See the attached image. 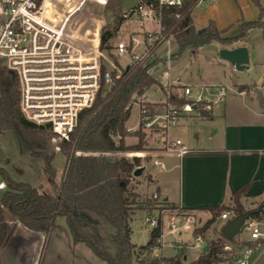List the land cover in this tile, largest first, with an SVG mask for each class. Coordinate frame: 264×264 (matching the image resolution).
I'll return each mask as SVG.
<instances>
[{"label": "trees", "instance_id": "16d2710c", "mask_svg": "<svg viewBox=\"0 0 264 264\" xmlns=\"http://www.w3.org/2000/svg\"><path fill=\"white\" fill-rule=\"evenodd\" d=\"M253 1L260 8L262 16L264 8L258 0ZM261 16L254 21H242L240 33L236 37L224 38L213 23L198 33L191 6L180 12L162 9V23L178 46L179 52L173 55V59L185 50L197 55L201 47L214 42L222 45L241 43L251 30L264 29ZM123 18L119 17V26ZM111 38V32H103L102 49ZM151 67L152 64L135 61L120 76L117 77L114 72V85L105 90V95L100 91L92 106L79 113L75 129L69 139L62 140L60 145L65 167L61 180L57 182L54 156H45L43 153L50 126L35 124L22 115L17 79L4 65H0V131L14 130L19 137L21 153L44 160V178L52 186L49 193H44L27 182L12 179L0 167V175L6 186L0 196V247L6 245L11 237L6 220L8 213L27 229L45 234L51 233L56 228L57 219L64 217L74 243H84L104 264H186L178 255L170 258L154 256L153 252L159 247L162 237L161 216L158 226L150 231L151 240L148 244L137 247L132 243L130 222L137 207H144L150 213L157 210L159 205L185 211L151 198L140 200L129 186L135 178V170L141 167L140 158L110 159L105 155L144 149L146 133L141 129L129 132L126 123L133 103L160 85L150 73ZM241 89H254L264 106V95L257 86H243ZM168 102L178 105L185 103L176 97H171ZM202 116L207 117L208 114L202 111ZM132 136L137 137L139 142L126 146L125 139ZM86 153L102 155H83ZM248 189L249 184L241 187L232 195L229 205L204 208V211L211 213V218L201 228L194 229L193 235L203 236L226 212L233 218L250 212V219H260L264 215V208L246 211L243 206L242 199ZM227 243L223 238L212 241L206 253L189 264L223 262L224 256L228 254L225 251Z\"/></svg>", "mask_w": 264, "mask_h": 264}, {"label": "built area", "instance_id": "2783aa9c", "mask_svg": "<svg viewBox=\"0 0 264 264\" xmlns=\"http://www.w3.org/2000/svg\"><path fill=\"white\" fill-rule=\"evenodd\" d=\"M92 2L105 5L107 0H0V61L17 79L20 111L30 122L49 125L60 140L69 139L77 125L79 113L92 106L98 93L102 91L105 95V90L114 85L113 73L117 69H103L101 42L106 23L103 18L87 11V5ZM213 2L215 0H138V4L123 17L156 22L158 34L155 37L151 32L147 40L164 43L171 35L162 23L163 8L180 12L191 6L194 13L197 8ZM139 43L141 41L135 37L127 43L118 42L113 55L119 58L130 53L133 61L144 62L141 56L128 50L129 45ZM163 77L166 80L163 87L166 89L171 83L167 70L163 72ZM176 89L177 93H169L167 101L160 106H153L144 95L138 99L142 103L138 129L167 133L169 128L177 126L179 118L195 114L198 105L208 108L216 106L228 94L225 86H181ZM171 97L183 99L185 103L174 105L168 102ZM165 140L150 155L157 169H164L163 160L169 157L182 159L203 154L188 148L179 139ZM115 153L121 155L120 152L112 154ZM123 157L141 158L142 155L123 154ZM5 187L4 183L0 184V191ZM151 199L158 200V194L155 193ZM160 207L163 208L162 213L172 211L164 205ZM159 216L162 218L160 214L157 218L148 217L146 223L152 229L156 228ZM221 218L229 220L230 213H223ZM192 220V215L184 219L186 228H189ZM176 222L175 217L171 216L169 228L172 231L178 229ZM242 229L250 231L251 242L261 239L253 219L247 220ZM225 250L231 248L225 246ZM254 252V247L246 246L237 263L251 264Z\"/></svg>", "mask_w": 264, "mask_h": 264}, {"label": "crops", "instance_id": "0c3cea01", "mask_svg": "<svg viewBox=\"0 0 264 264\" xmlns=\"http://www.w3.org/2000/svg\"><path fill=\"white\" fill-rule=\"evenodd\" d=\"M227 5H231L236 11L239 6L237 0H215L208 6L197 8L196 10L199 11L197 18L193 13L196 28L202 30L213 23L222 37H236L238 34L234 36L223 34L231 27L229 24L231 12ZM242 46L244 45L241 42L223 45V48L234 49ZM231 67L236 81L232 80V86L226 87L229 89L225 100L221 104L211 106L210 110L202 108L190 115L200 121L199 125H196L198 142L194 144L193 150L203 154L186 156L182 159L166 158L163 160L164 169H159L158 173L152 174L146 170V167L140 176L135 177L136 181L141 182L139 185L146 183L148 190L150 186L154 187L149 191L158 194L159 203H169L186 213L193 214L199 225H203L211 218V213L204 211V208L229 205L232 195L247 184L249 189L243 197V203L252 205L264 199V106L257 98L254 89H241L243 86L249 88L257 86L259 92L264 95L262 88L264 75L261 85H258L256 82L242 79L235 72L238 70L232 65ZM170 81L176 82L178 85L176 88L183 86L180 85L179 79ZM199 86L210 87L212 84L202 83ZM202 111L208 116H202ZM24 155L30 158L36 168L38 186L31 185L42 187L41 189L46 191L47 189L42 186L43 182H48L44 178V160L33 158L28 154ZM61 178L62 176L56 181L59 182ZM2 183L3 181L0 182ZM47 188L49 192L52 190L50 183ZM251 209L253 207L250 206ZM137 211L138 209H135L133 212L131 222ZM232 218L230 214L229 220ZM229 220L219 217L203 236H194L195 244L203 243L211 228L215 229L214 240L222 238L221 229ZM253 220L257 223L261 234L259 242H251L250 235H237L234 242L227 245L231 248L229 251H232L234 259L224 260L218 264H238L243 249L249 245L255 250L251 264H264V215L258 220ZM8 225L11 237L6 245L0 247V264H101L84 243H74L66 219L57 220L56 228L49 234L27 229L15 217ZM241 232L250 231L242 229ZM132 235L133 231L131 241ZM235 242L245 245L239 248ZM133 244L137 247L145 246ZM153 254L160 257L156 249Z\"/></svg>", "mask_w": 264, "mask_h": 264}, {"label": "rangeland", "instance_id": "374dc122", "mask_svg": "<svg viewBox=\"0 0 264 264\" xmlns=\"http://www.w3.org/2000/svg\"><path fill=\"white\" fill-rule=\"evenodd\" d=\"M237 2L239 4L237 11L235 8L231 7V5H227L228 10L231 12L229 21L231 27L223 33L226 36L239 34L242 21H254L261 16L260 8L253 0H237ZM259 2L264 8V0H259ZM137 4L138 0H107L105 5L96 2L87 5V11L92 15L101 17L105 20L106 25L103 27L104 30L113 34V38L108 41L107 46L102 50L103 69L108 71H114L117 69V72H115L120 76L127 67L131 66L135 61L131 59L130 53L119 58L115 57L113 54H115L114 50L118 42L123 41L127 43L130 41V38L135 37L137 40L141 41V43L129 45L128 50L141 56V60H144L145 63L152 64L150 73L160 84L157 85L155 89H150L144 95L149 102H152L153 106H160L163 102L167 101L169 93L172 95L177 93L176 86L178 85L174 81H172L169 84L170 86L166 89L163 87V84L166 81L163 77V72L166 70L169 72L170 80L179 79L180 85L183 86H199L202 83H210L212 86H232L231 82L232 80L235 82L236 77L232 75L231 65L225 63L219 56L220 50L223 49V45L220 43L214 42L201 47L196 57L190 50H185L179 57L173 59V55L177 54L179 51L177 43L172 35L167 37L168 40L164 43H156L154 40H147L151 32L155 37L158 34L157 31L159 28L156 22L141 21L128 17L123 18L124 21L119 26V17L123 16ZM198 13L199 11L196 10L194 12V17L197 18ZM261 18L264 22V11ZM115 28H118V30H115ZM242 43L250 53L249 66L245 71L235 72L247 82H256L258 85H261L263 81L262 76L264 75V29L258 28L251 30ZM214 60L216 61L214 62ZM223 64L226 65L224 66ZM0 65H2L1 61ZM17 85L19 86L18 82ZM141 104L142 103L139 100L136 103H133L131 107L130 117L126 123V127L129 131L134 132L139 130ZM172 104L178 105L176 103ZM202 108L206 110L211 109V107L208 108L205 105H198L199 110ZM199 123L200 121L196 117L183 116L178 119L177 126L169 128L167 133L145 132V144L143 145L144 149L142 151L120 152L121 155H116V153H106L105 155L110 159H121L123 154L129 156H133V154H141V167H147L146 170L150 171L152 174L158 173L160 170L154 167L151 162V152L153 153L156 151V148L160 146L163 141H166V137L168 141L179 139L185 144V146L193 149L194 144L198 142L196 139V135L198 134L196 131V125H199ZM46 139L47 144L45 149H43V153L45 156H54L53 166L56 172V180H58L62 176L65 167V158L60 154V150L58 151V147L60 148L62 140H60L52 131L47 132ZM138 142L139 140L135 136L125 139L126 146H132ZM117 156L120 157L117 158ZM126 159H132V157H127ZM0 167L5 169L12 179L38 186L36 168L30 158L21 153L19 137L14 130L0 131ZM2 181L3 178L0 175V182ZM48 184L49 181L47 183H42L44 189H47L46 191L42 190V187L39 189L44 193H49L47 188ZM139 184H141V182L136 181V179L133 178L130 181L129 186L139 195L140 200L151 198L155 194L150 192L154 188L153 186H150L149 191L146 183H142V185ZM4 190L5 189L0 191V196ZM156 201L160 202V199ZM243 206L246 211H250V206L253 207L251 210L264 208V199H260L256 204L252 205L249 203H243ZM136 209H138V211L131 222V227L133 231L132 243L137 245H146L150 241V231L152 230V227L146 223V219L148 217L157 218L158 214L162 215V237L159 242V247L156 249V253L159 256L170 258L178 255L182 258L184 263L189 264L206 253L210 243L215 241V229L211 228L208 235L205 236L204 242L197 245L195 244L196 238L193 235V231L196 228H201L205 223L199 225L191 213H185L179 209L176 210L171 208L170 210L172 211L162 213L163 208L158 207V209L154 210L152 214H148L144 210V207H137ZM191 215L193 216V220L188 224L189 228H186L184 219ZM171 216H174L177 221L178 229L176 231H172L169 228ZM64 219V217H60L57 220L62 221ZM6 220L8 223H11L14 221V217L8 213L6 215ZM239 234L249 236L250 232H241ZM236 245L240 248L245 244H238L237 242ZM225 251L228 252V254L224 256L225 260L234 259L232 251ZM96 260L101 262V264H104L99 258Z\"/></svg>", "mask_w": 264, "mask_h": 264}, {"label": "water", "instance_id": "95a60500", "mask_svg": "<svg viewBox=\"0 0 264 264\" xmlns=\"http://www.w3.org/2000/svg\"><path fill=\"white\" fill-rule=\"evenodd\" d=\"M204 29L199 30L198 33H202ZM219 56L223 61L228 62L236 68L238 71H243L249 66V52L246 47H237L234 49H221ZM128 67L126 68V70ZM144 168L139 167L135 170L134 176L138 177L143 172ZM251 217L250 212H246L238 217L232 218L227 221L221 229L222 238L231 242L241 232L245 222Z\"/></svg>", "mask_w": 264, "mask_h": 264}]
</instances>
